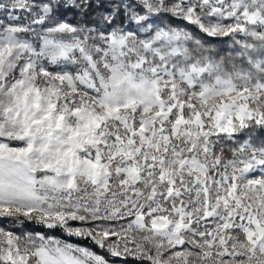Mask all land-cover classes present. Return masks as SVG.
Wrapping results in <instances>:
<instances>
[{
  "label": "snow or ice",
  "instance_id": "obj_1",
  "mask_svg": "<svg viewBox=\"0 0 264 264\" xmlns=\"http://www.w3.org/2000/svg\"><path fill=\"white\" fill-rule=\"evenodd\" d=\"M0 218L104 253L0 264H264V0H0Z\"/></svg>",
  "mask_w": 264,
  "mask_h": 264
},
{
  "label": "trees",
  "instance_id": "obj_2",
  "mask_svg": "<svg viewBox=\"0 0 264 264\" xmlns=\"http://www.w3.org/2000/svg\"><path fill=\"white\" fill-rule=\"evenodd\" d=\"M69 18L71 19V14H69ZM206 46L211 47L214 51L218 52L219 56H221V57H227L233 51V46L231 44V41L228 38H222L220 41H216V42L212 43L211 45H206ZM0 226L7 228L9 230L20 229V226L23 227V225H19V224L13 225L10 221L4 220L2 218H0ZM30 226H32V228L37 230V231H41L44 233H51V234H54L56 236H61V237L68 239V240H77L79 242H82L83 244L90 246L91 248H93L97 252L104 254L102 252V250L95 248L93 245H91V243L89 241H82V240H80V238H77V237H69V236H67V234L61 233L59 230L44 229L40 225H38L39 227H35L34 224L30 225Z\"/></svg>",
  "mask_w": 264,
  "mask_h": 264
},
{
  "label": "rangeland",
  "instance_id": "obj_3",
  "mask_svg": "<svg viewBox=\"0 0 264 264\" xmlns=\"http://www.w3.org/2000/svg\"><path fill=\"white\" fill-rule=\"evenodd\" d=\"M0 227H2V226H0ZM35 227H39V226H38V225H35ZM13 231L21 232V231H37V230L33 229L32 226H30V225H28L27 227H26L25 225H23V227L20 226V229H14ZM40 232H41V231H40ZM43 233H44V232H43ZM45 234H46L47 236H52V237H55V238H57V239H61V240H63V241L69 242V243L79 244V245H81V246H85V247H90V246H88V245H86V244H83L82 242L77 241V240H68V239H65V238H63V237H61V236H56V235L51 234V233H45ZM90 248H91V247H90ZM92 250H94V249L92 248ZM94 251H96V250H94Z\"/></svg>",
  "mask_w": 264,
  "mask_h": 264
}]
</instances>
